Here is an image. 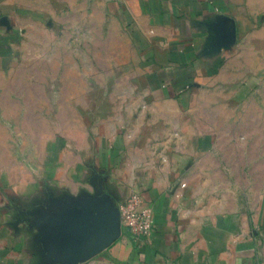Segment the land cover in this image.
<instances>
[{
  "label": "crops",
  "instance_id": "1",
  "mask_svg": "<svg viewBox=\"0 0 264 264\" xmlns=\"http://www.w3.org/2000/svg\"><path fill=\"white\" fill-rule=\"evenodd\" d=\"M95 3L0 0V264H264V224L237 212L233 189L235 157L252 155L238 140L264 129V0H116L145 61L124 104L142 115L127 149L106 132L77 160L44 133L49 104L70 122L78 71L65 66V94L46 102L51 54L38 45L51 24L108 13ZM133 194L153 211L146 239L118 218Z\"/></svg>",
  "mask_w": 264,
  "mask_h": 264
},
{
  "label": "rangeland",
  "instance_id": "2",
  "mask_svg": "<svg viewBox=\"0 0 264 264\" xmlns=\"http://www.w3.org/2000/svg\"><path fill=\"white\" fill-rule=\"evenodd\" d=\"M92 1H96L95 7L99 8L100 0ZM115 4L116 0H108L106 14L93 11L92 21L87 27L80 25L61 30L51 24L44 29L47 40L38 45L40 50L51 54V60H47L48 65L44 67L50 68V72L43 82L44 86H49L41 92L46 102L56 101L61 94H65L60 89L67 82V77L62 75L65 66L78 71L77 91L73 93L77 106L71 113L70 122L66 114H62L58 122L53 116L56 108L52 109L49 104L45 107L49 118L46 119L44 133L49 137L48 146H52V136L59 135L61 145H70L81 154L77 160L87 157L91 148L98 147L102 135L108 138L106 132H122L119 149H127L129 146L124 140L132 132L133 122L142 115V109L130 110L124 102L130 99L133 85H138L139 89L145 86V77L140 72L145 61L137 53L138 45L128 11L123 10L121 3L118 10ZM23 44L18 42L15 45L18 52ZM25 46L38 48L30 41ZM260 95L263 97L264 91ZM251 131L249 140L241 137L236 145L250 147L252 155L235 157L237 167H244L245 170L236 169L233 173V189L239 209L237 212L254 215L253 223L258 226L264 224V129L255 124ZM261 238L264 243V235Z\"/></svg>",
  "mask_w": 264,
  "mask_h": 264
},
{
  "label": "built area",
  "instance_id": "3",
  "mask_svg": "<svg viewBox=\"0 0 264 264\" xmlns=\"http://www.w3.org/2000/svg\"><path fill=\"white\" fill-rule=\"evenodd\" d=\"M121 217L129 234L135 239H146L154 230V216L150 207L142 205L141 196L133 194L120 205Z\"/></svg>",
  "mask_w": 264,
  "mask_h": 264
},
{
  "label": "water",
  "instance_id": "4",
  "mask_svg": "<svg viewBox=\"0 0 264 264\" xmlns=\"http://www.w3.org/2000/svg\"><path fill=\"white\" fill-rule=\"evenodd\" d=\"M118 218H120L121 217V213H120V207H118Z\"/></svg>",
  "mask_w": 264,
  "mask_h": 264
}]
</instances>
